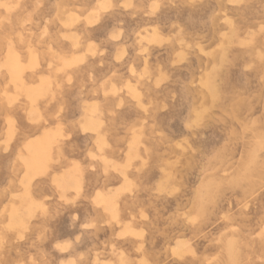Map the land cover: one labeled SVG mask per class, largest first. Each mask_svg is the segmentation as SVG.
Segmentation results:
<instances>
[{
	"label": "rangeland",
	"instance_id": "1",
	"mask_svg": "<svg viewBox=\"0 0 264 264\" xmlns=\"http://www.w3.org/2000/svg\"><path fill=\"white\" fill-rule=\"evenodd\" d=\"M0 15V264H264V0Z\"/></svg>",
	"mask_w": 264,
	"mask_h": 264
},
{
	"label": "crops",
	"instance_id": "2",
	"mask_svg": "<svg viewBox=\"0 0 264 264\" xmlns=\"http://www.w3.org/2000/svg\"><path fill=\"white\" fill-rule=\"evenodd\" d=\"M19 5H18V3H17V5L16 6H14L13 7V9H15L16 7H18ZM12 9V10H13ZM8 19V16H1L0 15V22L1 21H3V20H7ZM0 29H2V25H0ZM13 46L12 45V41L11 40H9L8 38H7V36H5V35H1L0 36V48H1V50H5V51H7V48H8V46ZM14 48V47H13Z\"/></svg>",
	"mask_w": 264,
	"mask_h": 264
}]
</instances>
